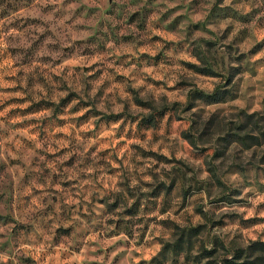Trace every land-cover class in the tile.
Masks as SVG:
<instances>
[{
    "label": "clouds",
    "instance_id": "obj_1",
    "mask_svg": "<svg viewBox=\"0 0 264 264\" xmlns=\"http://www.w3.org/2000/svg\"><path fill=\"white\" fill-rule=\"evenodd\" d=\"M186 260L264 264V0H0V264Z\"/></svg>",
    "mask_w": 264,
    "mask_h": 264
},
{
    "label": "rangeland",
    "instance_id": "obj_2",
    "mask_svg": "<svg viewBox=\"0 0 264 264\" xmlns=\"http://www.w3.org/2000/svg\"><path fill=\"white\" fill-rule=\"evenodd\" d=\"M256 127H259V124L255 125ZM237 255L239 256L240 253H237ZM174 264H176V262H174ZM185 264H188V261L186 260Z\"/></svg>",
    "mask_w": 264,
    "mask_h": 264
}]
</instances>
